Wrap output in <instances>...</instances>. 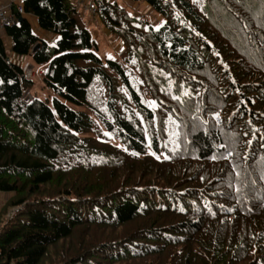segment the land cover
<instances>
[{
    "label": "trees",
    "instance_id": "obj_1",
    "mask_svg": "<svg viewBox=\"0 0 264 264\" xmlns=\"http://www.w3.org/2000/svg\"><path fill=\"white\" fill-rule=\"evenodd\" d=\"M91 1L114 58L71 0L22 2L54 44L12 7L48 98L0 34V264H264V0Z\"/></svg>",
    "mask_w": 264,
    "mask_h": 264
},
{
    "label": "rangeland",
    "instance_id": "obj_2",
    "mask_svg": "<svg viewBox=\"0 0 264 264\" xmlns=\"http://www.w3.org/2000/svg\"><path fill=\"white\" fill-rule=\"evenodd\" d=\"M119 4L123 5L129 13L132 15L139 16L142 21L145 22V29L149 30L151 28H157L159 24L163 22V18L157 12L152 9L149 11V7L144 2H133L130 0H116ZM72 4L75 8L81 13L82 17L85 19L87 23V27L91 31L94 40L98 46V54L102 57L114 58L119 52L123 49V44L119 38L115 35H112L110 31L103 26L99 18L96 14H92L87 10L83 9V3L92 2L87 0H71ZM90 15V17H88ZM93 20V21H92ZM90 21L92 22L90 24ZM55 40L51 43L54 44ZM15 55V54H14ZM17 57L16 62L22 63L23 67L27 69V67H31L32 75L30 77L33 78L34 84L31 89L25 92V100H30L33 96H37L39 98H48L52 96V92L49 91L46 87L43 86L40 77L41 66L35 65L31 58L27 55H15ZM22 59V60H21ZM29 64V65H27ZM72 108L75 109H83L81 106L73 105L67 102ZM10 193L0 191V207L9 197Z\"/></svg>",
    "mask_w": 264,
    "mask_h": 264
},
{
    "label": "crops",
    "instance_id": "obj_3",
    "mask_svg": "<svg viewBox=\"0 0 264 264\" xmlns=\"http://www.w3.org/2000/svg\"><path fill=\"white\" fill-rule=\"evenodd\" d=\"M87 1H90V0H87ZM22 2H23V0H0V6H4L6 8V10L8 9V12H10L12 14V7H17L18 8L19 6H22ZM150 10H151V8L149 9V11ZM22 17H24L29 22V24L31 26V29H32V32L37 34L41 39L47 41L50 44L54 40H56L55 34L50 33L48 31H45V30H42L39 27V25L37 23V20H36V17L34 15L29 14V13H22ZM88 17H90V15ZM91 23L92 22L90 21V24ZM0 34H1V38H2V40L4 42V46H5L7 57L10 60L16 62V59H17V57L15 56L16 54L13 53L12 49H11L12 48L11 38L5 34V32L3 31V28L0 29ZM16 63H18L19 65L23 66L22 63H19V62H16ZM27 65H29V64H27Z\"/></svg>",
    "mask_w": 264,
    "mask_h": 264
},
{
    "label": "built area",
    "instance_id": "obj_4",
    "mask_svg": "<svg viewBox=\"0 0 264 264\" xmlns=\"http://www.w3.org/2000/svg\"><path fill=\"white\" fill-rule=\"evenodd\" d=\"M83 9L89 11L92 14L96 13V7L92 2L83 3ZM17 11L19 13H23L22 6H19L17 8ZM14 21H15L14 14L8 12V9L6 10L4 6H0V29L4 28L6 25L12 24ZM25 75L26 77H30L32 75V70L30 66L27 67L25 71Z\"/></svg>",
    "mask_w": 264,
    "mask_h": 264
},
{
    "label": "water",
    "instance_id": "obj_5",
    "mask_svg": "<svg viewBox=\"0 0 264 264\" xmlns=\"http://www.w3.org/2000/svg\"><path fill=\"white\" fill-rule=\"evenodd\" d=\"M22 18L20 17L19 19H18V21H20Z\"/></svg>",
    "mask_w": 264,
    "mask_h": 264
},
{
    "label": "snow or ice",
    "instance_id": "obj_6",
    "mask_svg": "<svg viewBox=\"0 0 264 264\" xmlns=\"http://www.w3.org/2000/svg\"><path fill=\"white\" fill-rule=\"evenodd\" d=\"M150 155L152 154L151 152L149 153ZM215 157H213V159H214Z\"/></svg>",
    "mask_w": 264,
    "mask_h": 264
}]
</instances>
